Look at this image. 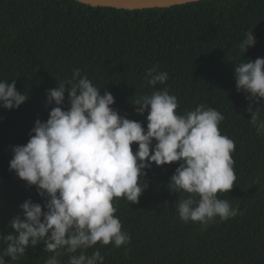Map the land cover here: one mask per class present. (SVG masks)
<instances>
[{"label":"trees","instance_id":"1","mask_svg":"<svg viewBox=\"0 0 264 264\" xmlns=\"http://www.w3.org/2000/svg\"><path fill=\"white\" fill-rule=\"evenodd\" d=\"M251 30L257 42L244 56L238 45ZM260 57L264 0H201L135 11L76 0H0V80H15L17 90L29 96L17 109L0 107V234L13 231L9 221L25 200L46 210L36 187L10 170L12 147L28 142L36 119H48L55 105L47 104V90L79 69L102 95L114 96V109L145 128L147 112L138 115L132 103L155 90L176 95L181 114L200 104L220 111L221 134L235 141L236 180L230 192L217 196L242 213L225 221L217 217L206 227L183 222L176 201L187 194L170 191L168 184L179 162L153 163L139 202H114L130 243L116 248L98 242L86 254L98 249L104 264H264V135L250 123L251 102L237 91L234 73V66ZM154 67L169 75L155 88L146 83ZM69 106L66 91L61 107ZM257 107L264 117V103ZM44 248L41 242L17 260H5L45 264L53 253ZM59 259L68 264L69 256Z\"/></svg>","mask_w":264,"mask_h":264},{"label":"clouds","instance_id":"2","mask_svg":"<svg viewBox=\"0 0 264 264\" xmlns=\"http://www.w3.org/2000/svg\"><path fill=\"white\" fill-rule=\"evenodd\" d=\"M256 42L252 30L247 32L239 52L245 56ZM234 73L237 91L251 102L246 109L250 123L258 136L264 135V117L257 107L264 103V57L239 63ZM168 79L166 71L155 67L146 73V83L153 88ZM66 91L70 106L64 110ZM28 98L17 90L15 80H0V107L17 109ZM46 98L55 107L46 121L35 120L25 145L12 147L9 162L19 179L36 187L46 210L30 198L19 206L21 212L9 221L13 231L0 234L6 245L0 249V264H9L5 257L17 260L41 242L53 253L45 264H61L65 254L68 264H104L98 249L90 256L85 250L98 242L116 248L130 243L114 202L124 198L138 203L148 187L143 177L153 163L179 162L168 184L170 191L187 194L176 201L183 222L206 227L217 217L225 221L242 215L217 196L233 189L236 175L231 155L235 141L221 134L225 116L215 108L200 104L181 114L176 95L166 88L155 90L132 103L138 115L147 112L145 128L114 109V96L107 91L102 95L79 69L47 90Z\"/></svg>","mask_w":264,"mask_h":264},{"label":"water","instance_id":"3","mask_svg":"<svg viewBox=\"0 0 264 264\" xmlns=\"http://www.w3.org/2000/svg\"><path fill=\"white\" fill-rule=\"evenodd\" d=\"M84 4L100 7H112L127 10L146 8H165L201 0H76Z\"/></svg>","mask_w":264,"mask_h":264}]
</instances>
